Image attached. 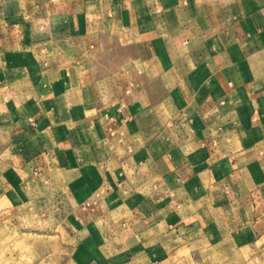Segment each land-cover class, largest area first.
I'll use <instances>...</instances> for the list:
<instances>
[{"label": "crops", "instance_id": "obj_1", "mask_svg": "<svg viewBox=\"0 0 264 264\" xmlns=\"http://www.w3.org/2000/svg\"><path fill=\"white\" fill-rule=\"evenodd\" d=\"M30 204L71 264H264V0H0V216Z\"/></svg>", "mask_w": 264, "mask_h": 264}, {"label": "rangeland", "instance_id": "obj_2", "mask_svg": "<svg viewBox=\"0 0 264 264\" xmlns=\"http://www.w3.org/2000/svg\"><path fill=\"white\" fill-rule=\"evenodd\" d=\"M48 206L30 204L0 216V264H71L74 242Z\"/></svg>", "mask_w": 264, "mask_h": 264}, {"label": "built area", "instance_id": "obj_3", "mask_svg": "<svg viewBox=\"0 0 264 264\" xmlns=\"http://www.w3.org/2000/svg\"><path fill=\"white\" fill-rule=\"evenodd\" d=\"M123 106H125V105L123 104Z\"/></svg>", "mask_w": 264, "mask_h": 264}]
</instances>
